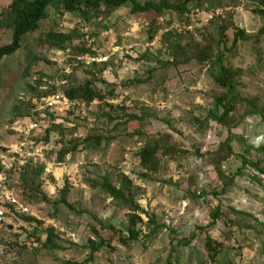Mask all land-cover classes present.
I'll return each instance as SVG.
<instances>
[{
    "label": "rangeland",
    "instance_id": "obj_1",
    "mask_svg": "<svg viewBox=\"0 0 264 264\" xmlns=\"http://www.w3.org/2000/svg\"><path fill=\"white\" fill-rule=\"evenodd\" d=\"M135 1L166 10L147 18L129 15V6L70 13L56 0L20 49L0 60V184L30 210L21 215L5 206L0 264L80 263L102 242L89 264H264V176L245 166L224 189L243 166L240 155L264 167V0H191L178 10L184 0ZM11 3L0 0V16ZM49 32L74 39L55 49L45 42ZM11 40V29L1 26L0 46ZM222 67L237 95L226 127L213 115L227 94L216 81ZM86 83L101 99L48 118L33 135L37 144L49 138L40 161L7 153L36 150L17 122L31 117L46 94ZM155 144L165 147L141 164L140 151ZM26 170L38 172L35 185L48 203L22 196ZM105 181L127 187L139 206L136 240L112 237L129 236L130 212L106 196ZM63 190L70 208L61 206L54 217ZM49 228L58 250L28 242L37 231L45 243ZM206 237L219 250L212 262Z\"/></svg>",
    "mask_w": 264,
    "mask_h": 264
},
{
    "label": "trees",
    "instance_id": "obj_2",
    "mask_svg": "<svg viewBox=\"0 0 264 264\" xmlns=\"http://www.w3.org/2000/svg\"><path fill=\"white\" fill-rule=\"evenodd\" d=\"M55 2L56 0H12V3L7 9L5 16H3V14L0 16V27H7L11 29L12 32L11 42L7 45L0 46V60L3 57L12 56L20 49L23 37L29 33L35 32L39 28L40 21L47 17L48 9L50 7H53ZM59 2L62 3L64 10L70 13L77 10L80 11L82 9H86V14L87 12L89 14V11L100 9L101 7H105L106 9L112 11L124 6H129V15L147 18L149 16L159 17L163 14L164 10H166V6L164 4L146 3L144 5H141L135 0H59ZM189 2H191V0H184L183 4L177 9H172L178 10L180 7L185 8L189 4ZM73 39L74 38L71 35L66 36L63 34L49 32L45 38V42L52 48L65 49L70 46ZM221 69V74H219V76L216 78V81L222 87L227 89V94L223 95L217 100L213 115L217 120L219 126L226 127V119L229 113L233 110V105L235 103V99H237V95L234 89V85L229 82L226 69L223 67ZM53 93H48L45 96L52 95ZM64 96L69 101L75 103H91L95 99H101L99 93L94 90L88 83L69 88L64 92ZM220 111L222 112L220 113ZM46 115L50 119L53 114L46 113ZM50 132L51 130L46 129L44 133L45 135H49ZM44 139V144L49 143L48 136H44ZM147 139H155V137H148ZM32 140H38V138L35 139V137H33ZM98 140L100 141L101 139ZM99 141L97 143H99ZM164 147L165 146H160L158 144L152 146L148 145L144 147L139 153L141 164H149L150 161L156 156V154H158L161 149H164ZM226 149L229 152H232L228 146H226ZM74 150L75 147L61 149L55 156V162L58 164L63 163L66 156L71 154ZM240 158L241 164L243 165L242 168L237 169V172H235L234 176L230 178L228 182H226L224 189H226L233 183L235 177L241 174L242 169L245 166L256 169L261 175L264 176V167L251 162L244 155H240ZM43 169L44 167L42 166L40 168V171H43ZM1 171L4 172L3 168L0 166V172ZM37 178L38 172H35L34 170H26L25 173L20 174L19 181L21 194L23 197H27L29 203L33 205L39 203H48V197L39 190L38 185H35ZM102 190L106 194V196L112 200L116 207L121 210L130 212V214L128 215L130 227L129 236L125 239L122 237L121 233L112 232V237L114 239H118V241L121 243L136 240L139 232L137 233L135 229L136 224L140 222V218L135 213L139 211V206L134 201V199L131 198L127 187L122 186L117 188L111 186L108 181H105L102 185ZM59 193L60 196L58 201L55 200V202L53 203L55 210L52 215L54 217H56V213L61 208V206L70 208V206L65 201L67 191L63 190ZM219 216L220 210L219 208H217L214 212L211 213L210 223L207 226L209 229L215 227ZM44 233L47 236L45 243H41V234H39L37 231H35L33 236H28V242L33 243L35 248L41 247L47 250L49 253L58 250L60 246L57 244L56 230L54 228H49ZM102 243L99 246L92 248L91 255L89 256L88 260L82 261L80 263L73 261H64L61 264H89L92 261L93 254L99 250ZM109 244L110 242H106L104 246ZM205 249L210 262L218 258L219 250H214L213 241L210 237H206ZM168 264H171V262H168Z\"/></svg>",
    "mask_w": 264,
    "mask_h": 264
},
{
    "label": "built area",
    "instance_id": "obj_3",
    "mask_svg": "<svg viewBox=\"0 0 264 264\" xmlns=\"http://www.w3.org/2000/svg\"><path fill=\"white\" fill-rule=\"evenodd\" d=\"M90 60V62H95L97 59L94 58H86ZM106 58H103V61H105ZM76 106L75 102L69 101L63 94H60L59 92L53 93L52 95H49L43 99H41V104L35 108L32 112L31 117H27V119L23 120L22 122H17L22 124L20 127V130L22 131L21 134L23 137H25V142H27L30 145V148L35 147L36 150L34 152H28L25 151L23 153L24 157L20 155L21 150H8V154H14L19 155L20 158H28V160H32L33 162L40 161V156L44 151H48L49 147L47 145H44L42 143L37 144L35 140H32V137L34 134L40 133L43 128H45L44 125L47 124L48 117L46 113H63L66 111H69L73 109ZM20 147V146H19ZM21 149V147H20ZM41 154V155H40ZM4 161L2 163V166H4ZM1 179V178H0ZM3 180L1 179V182ZM6 205H8L10 208L13 209V211L16 214L21 215H28L29 214V208L25 205H23L14 195L13 193L5 190L2 185L0 184V226L4 223L5 220V209Z\"/></svg>",
    "mask_w": 264,
    "mask_h": 264
}]
</instances>
